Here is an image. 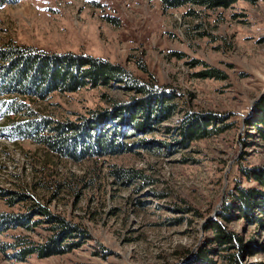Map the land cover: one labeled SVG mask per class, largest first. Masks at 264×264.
Masks as SVG:
<instances>
[{"label": "rangeland", "instance_id": "obj_1", "mask_svg": "<svg viewBox=\"0 0 264 264\" xmlns=\"http://www.w3.org/2000/svg\"><path fill=\"white\" fill-rule=\"evenodd\" d=\"M215 1L168 7L163 0H19L0 8V48L15 43L105 59L174 97L171 114L159 112L139 127L97 121L143 99L122 82L31 90V108L54 125L98 127L99 136L120 127L119 149L79 158L13 133L0 102V219L11 220L0 233V264H231L230 253L240 255L234 264H264L261 209L221 218L242 239V251L220 249L210 230L237 183L264 191L238 166H264V141L248 125L264 96V0ZM187 114L189 121L216 118L221 130L190 141L182 134ZM84 135L78 138L83 150L92 137ZM119 168L138 170L151 182L119 177ZM39 208L81 229L61 238L69 239L70 250L24 258L17 246L4 250L22 240L50 245L67 234Z\"/></svg>", "mask_w": 264, "mask_h": 264}, {"label": "trees", "instance_id": "obj_2", "mask_svg": "<svg viewBox=\"0 0 264 264\" xmlns=\"http://www.w3.org/2000/svg\"><path fill=\"white\" fill-rule=\"evenodd\" d=\"M15 1L19 0H0V8L9 2ZM235 1L237 0H219L224 5ZM250 1L256 2L259 0ZM163 2L168 7H179L187 3L216 6L215 0H163ZM61 56L31 50L28 47L18 46L15 43L0 48V96L2 95L4 97L3 99L0 97V102H6L4 117L7 120L4 124L10 126V128L12 127L11 131L17 135H21L23 139H32L35 143L45 146L52 152H61L62 154L74 156L75 158H79L78 156L85 152L88 154H101L112 149H119L118 141L114 136L120 133V127L114 129L115 134L102 133L99 136L96 135L97 131H95L98 127L94 126V130L89 131L88 126L86 127L83 124L79 125L78 123L61 122L54 125L50 118L44 115H40L41 117L38 116L37 112L31 108L26 100V97L32 94L31 90L40 93L43 90L54 87L51 91L56 89L73 91L88 84H94V86L101 84L109 85L112 81H116L124 83L138 95L142 96V100H137L134 97L133 99L135 101L126 103L124 109L121 108L122 106H118L120 109L115 114L114 111L103 112L101 114L103 116L101 117L102 119L99 118L100 120L97 119V121L107 122L106 124L113 120H122L125 123L129 120L134 126H139L144 122L142 125L144 127L147 124L150 125L151 122L149 120H154L155 115L159 114V112L166 114L173 112V109H170L172 106L171 100L174 98L172 92L155 87L153 83L139 80L121 65L93 56H75L71 54ZM36 70L39 72L37 74L38 78L33 74ZM36 81H39V85H37ZM48 82L51 83L46 85ZM12 93H14L13 96L11 95ZM254 112L256 115L252 120L248 121V125L256 131L257 137L261 141H264V96L260 100L259 106L257 107L255 105ZM113 115L117 117L112 118ZM140 116L142 120L139 119ZM190 119V114H187L184 120V126L182 127V129L184 128L182 134L188 136L190 141L212 136L221 130L214 127L216 118L210 119L203 117L198 120L189 121ZM209 126L212 127L209 128ZM81 134H91L90 136H92L89 141L91 145H88V149L85 148L83 150L84 146L78 140ZM252 136H254L253 132L252 134L248 132L245 138L247 144L250 143L247 140H251ZM77 154L79 155L77 156ZM238 166L248 178H255L262 185L264 184V166L249 168L243 166L241 162L238 163ZM115 173L119 177H126L129 180L136 178L149 179V177L135 169L119 168L115 170ZM147 182H151V180ZM262 205H264V191L262 190L253 188L246 189L237 183L232 189L226 192L224 203L218 211V219L210 222V230L214 233L213 241L217 243L220 249L222 248L226 251L232 248L238 251L244 248L242 239L236 233L228 231L223 226L221 218L229 219L228 216L235 210H239L244 215L245 211H249L248 213L252 214L253 209L259 208L261 209V213L264 214V208H261ZM37 210L49 216V220L57 222L54 228H62L67 234L55 238L50 245H35L29 240H22L11 244L12 246L5 245L3 249H12L17 246L16 249L19 250L18 253L21 258L33 252L47 254L50 248L52 251L48 253L49 255L68 252L72 243L67 242L69 239L61 240V238L66 237L68 234L69 237L75 235L74 230L79 232L81 229L76 225L66 222L63 218L51 216L48 211L42 208ZM257 218L261 223L262 218ZM10 221L8 217H2V220L0 219V233L10 228L8 225ZM37 223L34 221L31 224ZM26 226H29V224H26ZM60 241L65 242L60 244ZM237 257L240 258V255L230 253L225 256L227 262H232L231 264L236 262Z\"/></svg>", "mask_w": 264, "mask_h": 264}]
</instances>
